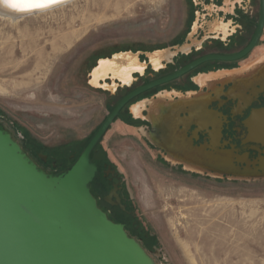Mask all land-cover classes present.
<instances>
[{
  "label": "rangeland",
  "instance_id": "1",
  "mask_svg": "<svg viewBox=\"0 0 264 264\" xmlns=\"http://www.w3.org/2000/svg\"><path fill=\"white\" fill-rule=\"evenodd\" d=\"M64 7L15 22L0 16V125L35 159L49 154L54 164L42 165L54 171L74 163L128 91L199 55L240 49L257 21L252 8L242 36L220 43L206 40L210 27L187 35L191 0H78ZM204 41L202 50L195 49ZM156 50L168 53L164 68L135 75L130 86L118 83L112 90L90 83L98 59L121 52L147 58ZM217 65L226 66L209 62L135 98L93 153L118 172L123 194L155 238L150 253L157 264H264V178L197 172L155 141L164 110L206 104L207 94L191 91L201 89L198 77H213L204 74ZM192 82L197 88H184ZM138 103L147 105L146 118L133 113Z\"/></svg>",
  "mask_w": 264,
  "mask_h": 264
},
{
  "label": "water",
  "instance_id": "2",
  "mask_svg": "<svg viewBox=\"0 0 264 264\" xmlns=\"http://www.w3.org/2000/svg\"><path fill=\"white\" fill-rule=\"evenodd\" d=\"M62 1L67 0L40 3L18 9L15 14L25 17ZM263 28L261 0L258 30L244 51L207 55L127 93L111 109L74 163L61 173L41 169L13 134L0 126V264H157L143 245L129 235L125 225L115 222L99 206L91 189L98 172L93 153L130 101L202 63L244 57L259 40ZM175 108L164 110V123L158 133L155 131V141L167 151L197 172L237 179L264 178V161L259 165L251 163L248 154L241 153V146L248 143L264 144V109L245 121L247 133L240 140L241 146L236 147L222 141L220 125L210 113L194 114L207 112V106L191 107L187 117ZM193 125L196 128L191 130ZM202 131L206 134L200 141Z\"/></svg>",
  "mask_w": 264,
  "mask_h": 264
},
{
  "label": "flooded vegetation",
  "instance_id": "3",
  "mask_svg": "<svg viewBox=\"0 0 264 264\" xmlns=\"http://www.w3.org/2000/svg\"><path fill=\"white\" fill-rule=\"evenodd\" d=\"M191 6L193 18L189 22L190 26L189 30L187 31V35L189 34L191 36H197L202 32L205 34L206 30H208L207 28L210 27L212 29L211 31L213 35L217 34L219 36H213L212 34L209 35V37L206 36L207 41L209 40L207 38H211V41L217 38L218 40L216 39V41H220V43H227L237 39L240 35L242 36L244 30L248 29L249 27V20L251 15L250 13H254V11L251 10L252 8H255L256 10L257 21L255 25H253V28L249 30V33L247 31V36L245 34L246 43H244V45L240 49L233 52L211 51L209 53L199 55L198 57L183 64L175 71L163 74L157 79L172 74L180 68L188 65L189 63L207 55H233L241 53L250 45L254 36L256 35L261 18V0H191ZM245 36H243V38ZM263 36L264 28L255 46L244 57L240 59L233 61L211 60L202 63L195 68L197 69L209 62L223 63V65H226L222 67H218L220 65H217V67L209 66V69L206 70V74L204 75L205 77H213L206 78L205 80L202 78V76L199 75L200 77H198L197 79V87L201 89H199L198 91L192 90L191 92L193 94H207L208 100L204 105L207 106V114L210 113V117H212L215 122L220 125L223 135L222 141L227 140L230 144H236V147L241 146L240 140H242L243 136L247 133L245 121L249 119L254 112L264 109ZM207 41H204L202 44L197 45L195 49L202 50L204 48L205 42ZM183 42L184 39L183 41H180L179 44ZM215 46L216 48L223 47L222 45ZM148 56L149 57L147 58H142L141 56L139 57L137 53L121 52L114 54L112 57H103L101 59H98L96 66L90 73V83L97 88L112 90L117 89L118 83L130 86L135 81V75L144 76L151 68L155 69L154 71L162 70L164 68V59L169 57L166 50H156ZM255 56L256 58L253 59L254 61L252 64H245L247 63V60H249V58H253ZM195 69H193L192 71H194ZM185 75L181 77H184ZM151 81L153 80H147L145 83L135 87L134 89ZM173 81L165 84H169ZM197 87L193 82L184 86V88L187 89ZM184 88H178L175 90V92L181 89L184 90ZM130 91H128L127 93H129ZM178 92L183 91L181 90ZM177 99L178 98L175 97L174 101H176ZM132 101H130L121 110L119 117L122 115V111L127 106H129ZM145 107V103H138L132 107V111L137 118L138 116L146 118V114L144 113L146 110ZM184 110L189 111H182V115L185 117L189 116L191 107H186V109ZM194 114L201 116L204 115V113L199 112ZM144 123H140V125L144 124L145 126H149L147 120ZM195 128L196 126H191V130H194ZM203 133L206 134L203 131L200 133V141H202V139L204 138ZM20 143L23 146L24 150L28 153V155L39 165L41 169L53 174L65 171H54L47 169V167L43 166L42 163H46L47 165L54 164V161L50 159L49 154H47L48 157L40 156L38 154L36 155L35 159V155L29 153L24 147L23 143ZM227 147H229V145H227ZM241 153H247V158L249 159V161L251 163L255 162L257 165H259L262 161H264V144H260L257 142L248 143L244 146H241ZM92 161L97 165L98 172L91 184V189L98 200L99 206L104 211H106L109 217L115 222L124 224L125 229L129 233V235L136 238L154 258V256L150 252L153 247H156V243L154 242L155 238L152 236V234H150L149 229L146 228L143 222L139 220L135 209H133L132 205L128 202L127 197L123 194V185L118 172L114 170L111 164L100 162L93 156ZM101 165L104 167V172H102ZM244 165H246V163L242 164V166Z\"/></svg>",
  "mask_w": 264,
  "mask_h": 264
},
{
  "label": "bare ground",
  "instance_id": "4",
  "mask_svg": "<svg viewBox=\"0 0 264 264\" xmlns=\"http://www.w3.org/2000/svg\"><path fill=\"white\" fill-rule=\"evenodd\" d=\"M56 1H58V0H10V3H12L14 5H18V4L23 5V7L12 8V7L6 6L4 3V0H0V16L7 18V19H10V20L15 22V21L23 18V17H21V16L19 17L15 14L18 9H27L30 7H35L37 4H40V3L50 4V3H55ZM73 1H75V0H67V1H62V2L56 3L53 7H50L49 9L45 8L42 11H37L35 13V15L38 13H41V12H47V11H51V10L55 11L56 9L59 10V8H62V7L67 6V5L69 6V4H73V3L77 2L78 0H76L75 2H73ZM145 109L148 110L147 105H146ZM206 113H208V112H205L204 115Z\"/></svg>",
  "mask_w": 264,
  "mask_h": 264
},
{
  "label": "snow or ice",
  "instance_id": "5",
  "mask_svg": "<svg viewBox=\"0 0 264 264\" xmlns=\"http://www.w3.org/2000/svg\"><path fill=\"white\" fill-rule=\"evenodd\" d=\"M4 3L6 6L12 7V8H19V7H23V5L18 4V5H14L12 3H10V0H4Z\"/></svg>",
  "mask_w": 264,
  "mask_h": 264
},
{
  "label": "trees",
  "instance_id": "6",
  "mask_svg": "<svg viewBox=\"0 0 264 264\" xmlns=\"http://www.w3.org/2000/svg\"><path fill=\"white\" fill-rule=\"evenodd\" d=\"M137 50H138V49H136L135 51H137ZM115 52H117V51H115ZM102 58H103V57H102ZM100 59H101V58H100ZM96 64H97V63H96ZM96 64H94L93 66L95 67ZM94 67H93V68H94ZM123 96H124V95H123ZM123 96H122V97H123ZM122 97H120V99H121ZM120 99H119V100H120ZM119 100H118V101H119ZM118 101H117V103H118ZM117 103H116V104H117ZM116 104H115V105H116ZM96 131H97V130H96ZM93 135H94V134H93ZM93 135H92V136H93ZM89 140H90V139H89ZM89 140H88V141H89ZM98 144H99V143H98ZM97 146H98V145H97Z\"/></svg>",
  "mask_w": 264,
  "mask_h": 264
}]
</instances>
